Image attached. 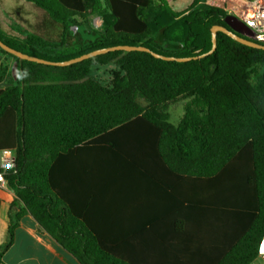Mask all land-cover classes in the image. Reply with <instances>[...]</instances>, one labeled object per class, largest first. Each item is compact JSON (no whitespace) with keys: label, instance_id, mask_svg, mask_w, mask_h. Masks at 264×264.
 Returning <instances> with one entry per match:
<instances>
[{"label":"trees","instance_id":"trees-1","mask_svg":"<svg viewBox=\"0 0 264 264\" xmlns=\"http://www.w3.org/2000/svg\"><path fill=\"white\" fill-rule=\"evenodd\" d=\"M22 1L65 31L51 41L27 29L14 35L0 29V40L56 62L123 45L197 57L211 51V30L226 26L227 16L207 0H194L185 13L173 11L168 0H104L105 6L102 0ZM88 9L101 16L102 29L86 25L74 43L71 18ZM0 54L17 61L15 79L0 88V153L16 152L15 167H0V173L17 196L0 264L27 212L80 264H137L124 249L128 225L172 228L168 238L178 244L179 264H252L258 258L264 235V50L219 32L212 54L186 62L115 51L59 67L1 48ZM112 62L121 72L111 86L89 77L93 66ZM8 71L0 66V82ZM181 98L190 101L174 125L167 107ZM158 163L172 168L171 215L123 218L127 170ZM20 203L24 208L16 211Z\"/></svg>","mask_w":264,"mask_h":264},{"label":"crops","instance_id":"crops-1","mask_svg":"<svg viewBox=\"0 0 264 264\" xmlns=\"http://www.w3.org/2000/svg\"><path fill=\"white\" fill-rule=\"evenodd\" d=\"M36 12L44 11L22 0H0V29L14 35L15 18L25 29L32 31L28 28L25 18L26 15L33 16ZM16 66L17 61L15 71ZM127 171L120 198L121 216L127 220L169 217L173 210V199L176 197L173 193L171 166L163 163L148 164L142 166V170L129 168ZM109 200L112 201V198ZM16 201L17 196L7 188V183L5 187H0V245H5L10 240V212ZM22 208L24 205L20 203L15 210ZM172 232V228L138 229L128 225L124 230V235L127 236L124 242L125 252L130 254L137 264H179L176 254L178 244L176 240L168 238ZM1 264L80 263L50 236L30 212H27L21 219L14 234L13 244L5 253ZM252 264H264V259L257 258Z\"/></svg>","mask_w":264,"mask_h":264},{"label":"rangeland","instance_id":"rangeland-1","mask_svg":"<svg viewBox=\"0 0 264 264\" xmlns=\"http://www.w3.org/2000/svg\"><path fill=\"white\" fill-rule=\"evenodd\" d=\"M105 6V1L102 0ZM194 0H168L169 7L175 11L176 13H185L187 12ZM91 10L88 9L85 15H74L72 16V20L75 21V23H71V30L74 33L72 37V41L74 43H77L81 39V34H78L79 29H82L84 26H91L96 30H101L103 25V20L101 16L91 13ZM26 23L29 29L32 31H35L37 33H40L43 37H45L48 40L51 41H57L59 40V37L62 35V32H64V28L57 25L53 21H51L47 14L45 12H36L33 14V16L26 15ZM13 27L17 31H24L27 32V30L24 28V26L18 22L15 18L13 19ZM170 21L169 19H166V22ZM171 25H175V19L172 17L171 19ZM73 29H76L75 31ZM0 66H6L9 68L8 74L9 77L5 79L3 83L0 84V87H6L9 84L10 79H13L15 77V63L16 59L4 56L0 54ZM121 72L120 65L117 62H112L105 66H93L91 70V75L89 77L94 78L98 81H100L105 86H111L112 81L114 78V73ZM190 99L188 98H181L178 99L175 102H171L167 107V112L170 115V120L173 124H178L185 113V109L187 104L189 103ZM140 102L147 106L148 103L140 99Z\"/></svg>","mask_w":264,"mask_h":264},{"label":"water","instance_id":"water-1","mask_svg":"<svg viewBox=\"0 0 264 264\" xmlns=\"http://www.w3.org/2000/svg\"><path fill=\"white\" fill-rule=\"evenodd\" d=\"M224 22H225L226 26L217 25V26H214L211 30V32H212V44H213L211 51H209L206 54H203V55H200L197 57H190V58L168 57V56L158 54V53L150 50L149 48H147L145 46L123 45V46H113V47H109V48H105V49L95 50L93 52L84 54V55L77 57V58H73V59H70L67 61H63V62H56V61L45 60V59H42V58H39L36 56H31L29 54L23 53L19 50H16V49L8 46L7 44H5L1 40H0V48L3 51L9 53L10 55H12L14 57L21 59V60H27L30 62L45 64V65H51V66H59V67H66V66H69V65H72L75 63L82 62L84 60L94 58V57L99 56V55H103V54H107L109 52H115V51L147 52V53H150L151 55H153L155 58L167 60V61H177V62H186V61H190V60L202 59V58L212 54L216 50V48H217V34L219 32H223V33L227 34L231 38L237 40L238 42H240L244 45L264 50V45L257 42V35L255 34V32H253L252 29H250L245 23L240 21L238 18H236L235 16L228 15L225 17ZM73 30L75 31L76 29H73ZM7 188L10 189L11 191H14L10 187V185H8V184H7Z\"/></svg>","mask_w":264,"mask_h":264},{"label":"built area","instance_id":"built-area-1","mask_svg":"<svg viewBox=\"0 0 264 264\" xmlns=\"http://www.w3.org/2000/svg\"><path fill=\"white\" fill-rule=\"evenodd\" d=\"M206 3L245 23L257 35V42L264 45V0H207ZM15 161V151L0 153V167L4 172L13 169ZM6 183L4 174L0 173V187H5ZM258 258L264 259V235L258 245Z\"/></svg>","mask_w":264,"mask_h":264}]
</instances>
